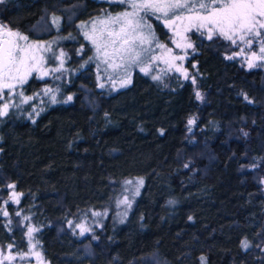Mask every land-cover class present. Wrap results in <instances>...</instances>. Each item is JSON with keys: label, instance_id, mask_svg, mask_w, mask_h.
I'll return each mask as SVG.
<instances>
[{"label": "trees", "instance_id": "trees-1", "mask_svg": "<svg viewBox=\"0 0 264 264\" xmlns=\"http://www.w3.org/2000/svg\"><path fill=\"white\" fill-rule=\"evenodd\" d=\"M63 7L76 12L66 31L128 8L118 0H3L0 23L25 32ZM146 18L167 40L160 19ZM190 39L187 79L135 69L131 83L110 90L97 86L90 63L67 84L54 82L58 101L36 115L0 117V248H26L19 209L37 226L48 264H264V64L249 68L219 35ZM48 82L30 78L26 92ZM133 176L144 181L126 218L79 234L81 215Z\"/></svg>", "mask_w": 264, "mask_h": 264}, {"label": "snow or ice", "instance_id": "snow-or-ice-1", "mask_svg": "<svg viewBox=\"0 0 264 264\" xmlns=\"http://www.w3.org/2000/svg\"><path fill=\"white\" fill-rule=\"evenodd\" d=\"M118 2L127 5L130 11L126 10L115 16L108 15L106 19L99 21L93 20L91 22L93 25L92 33L85 32L84 36L96 48L97 59L102 58V62L114 71L123 70L125 72L126 78L120 81L122 87L131 83L128 69L141 62V56L146 51L143 46L155 40L152 26L146 19L149 14L154 15L156 19L163 20L165 27L173 28L175 26L177 35L180 34V27H184V31L189 28H196L198 31L203 29L207 31L208 39L210 40L214 35H219L233 44L240 40L249 46L254 43V40L248 37L264 35L261 32V30H264V0H118ZM59 19V17H53V24H58ZM185 22H187V26H184ZM97 23L104 26L99 30V36L96 34ZM113 26H118V28ZM78 27L85 28L86 25L81 24ZM144 29L148 30L147 33H145ZM0 30L4 29L0 28ZM4 33L7 38H0V98L4 97L5 89H8L9 94H11L17 84L23 85L26 83L33 72H40L39 78L41 79L47 75V71L42 70L44 57L42 55L38 57L37 53L52 51L49 43H27L21 45L19 41L27 42L29 40L27 36L11 32L10 30H4ZM105 33H107V37H105ZM157 47L164 48L165 46L157 43ZM177 47L191 48L192 45L191 43L186 45L177 43ZM168 52L171 53V49H168ZM62 55L63 53H61ZM183 58L182 56H171L170 60L166 62L169 63L170 68L176 67V71L182 72L185 79H187V71L172 63V61L182 60ZM227 58L232 59L233 57L229 56ZM89 59L93 58L90 57ZM254 59L264 60V42L260 46V55L257 56L253 52L252 56L249 57V68L256 66ZM56 70L53 69V71ZM141 71L146 75L148 74L147 68H141ZM152 78L154 80L160 79L159 76H153ZM192 83H196L194 78ZM45 91L51 90L45 89ZM21 96H23V93H21ZM195 96L197 100L203 99L199 91L195 92ZM30 99L32 97H24L25 102ZM71 99L72 97L69 96L68 100ZM53 102H55V97H53ZM8 109V103L0 105V117L7 115ZM193 122L192 119L188 121L189 124ZM187 166L185 165V167ZM125 183L131 184L132 181H126ZM137 183L142 184L143 181L140 180ZM7 187L14 188L15 185L9 184ZM136 194H138V188ZM11 198L18 202L17 194L14 193ZM118 203L131 206L127 198ZM169 203H174V201H169ZM4 215L7 216L8 213L4 212ZM93 215L98 216L100 213H93ZM77 227L80 228L81 235L88 231L83 225H77ZM34 231H37V229H28L27 234L30 242ZM242 246L247 248V241H243ZM7 247L10 253L13 245L9 244ZM34 247L35 245H32L30 251ZM34 255L38 259L40 258L39 252H34ZM14 258L11 254L4 255L0 252V264H4L5 260L11 262ZM201 259L203 260V258Z\"/></svg>", "mask_w": 264, "mask_h": 264}, {"label": "rangeland", "instance_id": "rangeland-1", "mask_svg": "<svg viewBox=\"0 0 264 264\" xmlns=\"http://www.w3.org/2000/svg\"><path fill=\"white\" fill-rule=\"evenodd\" d=\"M2 1L3 0H0V6ZM60 9V12L63 11V13H44V15L38 22L32 25L25 32L21 33L14 29H10L9 27L0 23V28L11 30V32L19 33L29 38L27 42L19 41L21 45H25L27 43H49L51 44L52 48V51L37 53L38 57L40 55L44 57L42 70L47 71L48 73L47 75L43 76L42 79H49L51 85L43 84L36 90L32 89L29 93L26 92V85L30 78L42 80L41 78H39L41 75L40 72H33V74L28 77L26 83H24L23 85L17 84L11 94H9L8 89H5L4 97L0 98V105L4 103L9 104L8 114L16 115L19 117L32 116L42 111L46 106L57 102L59 99L60 89H58V85H53V83L56 81H60L67 84L71 76L75 72L85 68L90 63L93 64V70L97 86L101 87V85H103L102 88L110 90H115L122 87L120 81L126 78L125 72L123 70L114 71L113 69L108 68V66L102 62V58L97 59L96 48L93 46L91 41L85 39L84 33H92L93 25L91 22L93 20H103L106 19L108 15L115 16L126 10L130 11V9L127 8L126 10L120 12L105 14L100 17H91L89 19H83L81 21L75 22L74 28L70 29L69 31L65 30V26L67 25V23H71L73 21L74 14H76V12L74 13L73 7H63ZM62 15H64L66 22L62 20ZM53 17L60 18L58 24H53ZM146 19L148 21V18ZM160 21L167 32V40L155 37V40L151 41L148 44H145L143 47L146 49V51L141 56V62L138 65H133L130 69H128L130 77L135 69L141 71V68H147V75H150L151 77H163V75L174 74L176 76L178 75L181 78H184L182 72H177L176 67L170 68L169 63L166 61H169L171 56H182L184 57L182 60H175L172 61V63L175 66L181 67L182 70H186L183 63L184 59L188 57L191 48L177 47V43L181 45L191 43L190 36L191 33L194 32L208 37V33L206 30L201 29L198 31L196 28H189L187 31H184V27L179 28L180 34L177 35V29L175 26L173 28L165 27L163 20ZM81 24H85L86 27H78V25ZM184 26H187V22H185ZM102 27L104 26L99 23L96 24V34L98 36L100 35L99 30ZM113 27L118 28V26ZM144 31L145 33H147L148 30L144 29ZM261 32L264 33V30H261ZM105 37H107V33H105ZM248 38H252L254 40V43L251 46L247 45L244 42H241L240 40H237V47L234 51V54L236 56L243 57L247 64L249 62V57L252 56L253 52H255L257 56L260 55V46L261 43L264 42V35L260 37ZM157 43L163 44L165 47L159 48L157 47ZM168 49H171V53L168 52ZM71 51L75 53V56L77 57L76 61H78V63L76 66H72V63H70L69 61V57H71ZM61 53H63L62 56ZM57 57H59V59H57ZM90 57H92L93 59L90 60ZM260 62L264 64V60L254 59V63ZM53 69L57 70L53 71ZM45 89H50L51 91L46 92ZM21 93H23V96H21ZM24 97H32V99L27 100V102H25ZM53 97H55V102H53ZM140 180L144 181L143 178L140 176L124 177L116 180L113 185L112 197L110 198L108 203L101 208L90 210L84 215L82 214L80 222L79 224L77 223L76 226L83 225L88 229V231L85 233L92 234L97 228L101 227L102 223L106 218H110L114 224L123 221L126 218L128 212L130 211L136 196L141 190L143 183H137ZM126 181H132V183L126 184ZM137 188L138 194H136ZM14 193L18 195L19 201V194L16 193L12 188L10 189L8 199L14 205H18L17 200L11 198ZM125 198H127L130 202V207L127 204L118 203L120 201H123ZM4 212L7 211L4 210ZM17 213H19V215H17ZM93 213H100V215H93ZM15 215L19 218V222L21 223L22 227H24L26 248L25 250L20 251L12 248L10 250V253L7 247L8 245L6 246V248H0V252H2L4 255L11 254L15 257L13 260H11V262L5 260L4 263L48 264L42 254L39 241L36 237V233L38 231L37 226H35L31 221H29V217L27 215H23L21 213V210L17 209ZM29 228L37 229V231H34L32 233L31 242L27 234ZM78 229L79 234H81L79 227ZM32 245H35V247L34 249H32V251H30ZM34 252L40 253L39 259L34 255Z\"/></svg>", "mask_w": 264, "mask_h": 264}, {"label": "water", "instance_id": "water-1", "mask_svg": "<svg viewBox=\"0 0 264 264\" xmlns=\"http://www.w3.org/2000/svg\"><path fill=\"white\" fill-rule=\"evenodd\" d=\"M4 30H8V29H4ZM4 30H0V35H2V34L5 35ZM5 38H7V37L5 36ZM13 39H14V38H13Z\"/></svg>", "mask_w": 264, "mask_h": 264}, {"label": "flooded vegetation", "instance_id": "flooded-vegetation-1", "mask_svg": "<svg viewBox=\"0 0 264 264\" xmlns=\"http://www.w3.org/2000/svg\"><path fill=\"white\" fill-rule=\"evenodd\" d=\"M11 29V28H10ZM11 31V30H10ZM0 38H5V35L4 34H2V35H0ZM14 38V37H13Z\"/></svg>", "mask_w": 264, "mask_h": 264}]
</instances>
